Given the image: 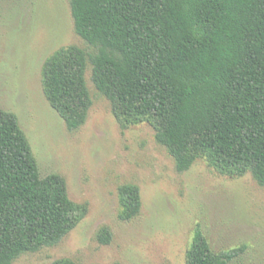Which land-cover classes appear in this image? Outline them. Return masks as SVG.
Returning a JSON list of instances; mask_svg holds the SVG:
<instances>
[{"label":"trees","instance_id":"trees-1","mask_svg":"<svg viewBox=\"0 0 264 264\" xmlns=\"http://www.w3.org/2000/svg\"><path fill=\"white\" fill-rule=\"evenodd\" d=\"M72 44L42 67L45 95L70 131L82 127L92 79L123 129L147 123L179 172L205 159L218 173L264 186V0H69ZM120 218L142 210L141 187H119ZM88 213L66 178L43 177L16 113L0 108V264L59 243ZM102 243L112 232L102 227ZM197 229L186 264H230ZM52 264H76L60 258ZM113 264H121L115 262Z\"/></svg>","mask_w":264,"mask_h":264},{"label":"rangeland","instance_id":"rangeland-1","mask_svg":"<svg viewBox=\"0 0 264 264\" xmlns=\"http://www.w3.org/2000/svg\"><path fill=\"white\" fill-rule=\"evenodd\" d=\"M89 45L75 31L69 0H0V108L17 114L43 177L59 173L88 213L59 243L14 264H186L197 229L212 249L235 253L230 264H264V186L248 173L230 177L205 159L179 172L147 123L123 129L110 100L86 79L93 99L86 123L70 131L49 103L42 67L56 49ZM141 187L142 210L120 218L119 187ZM107 227L110 243L98 232Z\"/></svg>","mask_w":264,"mask_h":264}]
</instances>
